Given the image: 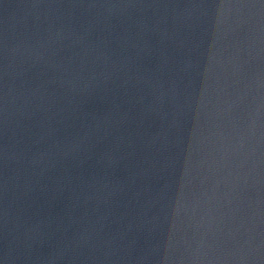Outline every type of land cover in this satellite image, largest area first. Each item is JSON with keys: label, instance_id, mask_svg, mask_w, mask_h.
<instances>
[{"label": "water", "instance_id": "obj_1", "mask_svg": "<svg viewBox=\"0 0 264 264\" xmlns=\"http://www.w3.org/2000/svg\"><path fill=\"white\" fill-rule=\"evenodd\" d=\"M0 264H264V5L0 0Z\"/></svg>", "mask_w": 264, "mask_h": 264}, {"label": "snow or ice", "instance_id": "obj_2", "mask_svg": "<svg viewBox=\"0 0 264 264\" xmlns=\"http://www.w3.org/2000/svg\"><path fill=\"white\" fill-rule=\"evenodd\" d=\"M259 2L261 3V5H264V0H259Z\"/></svg>", "mask_w": 264, "mask_h": 264}]
</instances>
